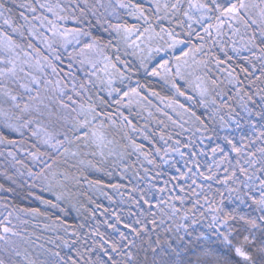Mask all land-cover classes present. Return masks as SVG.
Wrapping results in <instances>:
<instances>
[{"label": "snow or ice", "instance_id": "6c2138e0", "mask_svg": "<svg viewBox=\"0 0 264 264\" xmlns=\"http://www.w3.org/2000/svg\"><path fill=\"white\" fill-rule=\"evenodd\" d=\"M0 180V264H264V0H0Z\"/></svg>", "mask_w": 264, "mask_h": 264}, {"label": "trees", "instance_id": "16d2710c", "mask_svg": "<svg viewBox=\"0 0 264 264\" xmlns=\"http://www.w3.org/2000/svg\"><path fill=\"white\" fill-rule=\"evenodd\" d=\"M14 11L18 12V9H14ZM146 115V113H145ZM138 123L139 124H143L144 121L143 120H139V118H137ZM151 127H155L154 125H151ZM138 142H143L140 141L139 138H137ZM146 144L147 147V142H144ZM133 160H135V157H132ZM175 159L177 161H179V157H175ZM147 166V165H146ZM177 166H180L179 164ZM165 172H171L172 174H174V169H169L167 166H165L164 168ZM97 176H99V174H96L95 176H92L90 178H96ZM105 183H122V184H127V180H121L119 175H115L112 178H108V177H100ZM0 182H3L2 180H0ZM123 190V189H122ZM105 192L108 193L109 196L113 197V200L115 201V203L110 202L105 195H103L101 192H95L93 194V199L96 201V203L101 205V208L99 210H97L96 212V220L95 221H90V223L92 224H98L99 225V229L101 232H108L109 230L106 228V225L103 223L106 219L109 218V216L111 215L113 210H119V209H123L124 214L127 215V205L126 204H121V198L120 196L112 191L111 189H104ZM17 203H19V205L21 207H39V203L37 201L34 200H27V199H22V200H18ZM89 207H93V205H90ZM108 209V212L104 213V209ZM101 213H104L103 215H101ZM67 222L70 224H79L82 222V218L78 217L76 215V213H73L71 216L67 217ZM35 223V222H33ZM43 223V222H41ZM29 231H35L37 233V235H41L42 234V229L40 227H37L35 229H33L32 225L30 224L28 226ZM87 229H84L82 231H86ZM43 235L45 237L52 235L51 233H43ZM44 241H37V243H43ZM46 247H53L52 245H46ZM55 250V249H54ZM63 255V252L61 253ZM191 259L193 261V264H195V260H196V256L192 255Z\"/></svg>", "mask_w": 264, "mask_h": 264}]
</instances>
